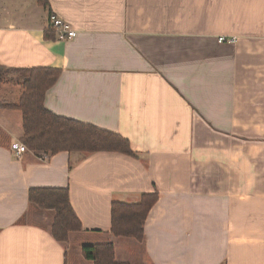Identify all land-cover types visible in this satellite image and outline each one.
<instances>
[{"label": "crops", "instance_id": "1", "mask_svg": "<svg viewBox=\"0 0 264 264\" xmlns=\"http://www.w3.org/2000/svg\"><path fill=\"white\" fill-rule=\"evenodd\" d=\"M45 1L0 0V65L59 69L45 108L138 156L16 155L22 114L1 104L19 96L1 97L0 264H94L82 246L105 242L128 264H264V0ZM49 13L77 36L56 39ZM38 187L68 189L67 241L24 220ZM154 191L142 241L114 236L112 202Z\"/></svg>", "mask_w": 264, "mask_h": 264}, {"label": "trees", "instance_id": "2", "mask_svg": "<svg viewBox=\"0 0 264 264\" xmlns=\"http://www.w3.org/2000/svg\"><path fill=\"white\" fill-rule=\"evenodd\" d=\"M39 2L46 6L45 0H39ZM50 32H53L51 28ZM10 72L20 73L23 80V92L16 103L1 105L21 112L23 133L20 141L29 150L41 151L45 154H54L59 151L69 153L109 151L134 158L138 156L131 150L129 141L120 134L89 123L58 116L45 108L46 92L58 79L59 69L49 67L7 68L0 65V82ZM157 198L158 194L154 191L142 194L136 203L113 201L111 204V233L114 236L142 241L145 219ZM28 199L33 206L54 211L50 231L55 240L66 241L70 232L81 230V223L70 204L67 188H31L28 192ZM81 250L83 257L92 260L94 264H128L115 261L111 242L84 245Z\"/></svg>", "mask_w": 264, "mask_h": 264}, {"label": "rangeland", "instance_id": "3", "mask_svg": "<svg viewBox=\"0 0 264 264\" xmlns=\"http://www.w3.org/2000/svg\"><path fill=\"white\" fill-rule=\"evenodd\" d=\"M22 82L23 80L20 73H15V72L7 73L3 77V80L0 82V100H2L1 97L4 96L10 97L12 95V97L15 96V98H17L18 96L20 97L21 93L23 92ZM9 97L7 98L6 102H8ZM35 152H41V151H35ZM34 208L35 209L32 210V212H30V214L26 216V218L24 219L25 221H30L44 225L49 221L50 217L54 216V211L52 210L41 209L37 206H34ZM43 212H45V214L47 215L46 217L40 215Z\"/></svg>", "mask_w": 264, "mask_h": 264}, {"label": "built area", "instance_id": "4", "mask_svg": "<svg viewBox=\"0 0 264 264\" xmlns=\"http://www.w3.org/2000/svg\"><path fill=\"white\" fill-rule=\"evenodd\" d=\"M49 27L53 30L55 38L58 40H71L77 36V30L68 21L63 20L61 17L56 14L50 13L48 15ZM234 41L232 39H225L224 37H219L218 42ZM11 149L15 152L16 155H20L28 150L26 145L22 142L15 141L11 143Z\"/></svg>", "mask_w": 264, "mask_h": 264}]
</instances>
